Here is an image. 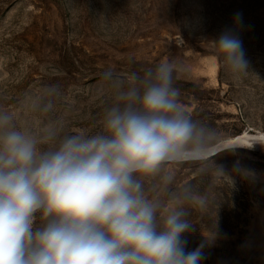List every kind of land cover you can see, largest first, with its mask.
Segmentation results:
<instances>
[{"label": "rangeland", "instance_id": "rangeland-1", "mask_svg": "<svg viewBox=\"0 0 264 264\" xmlns=\"http://www.w3.org/2000/svg\"><path fill=\"white\" fill-rule=\"evenodd\" d=\"M225 30L249 62L238 78L211 43ZM164 61L175 65L179 102L211 130L213 146L250 136L213 160L252 176L235 175L230 188L184 162L145 178V191L161 201L174 193L206 198L203 208L186 205L194 228L184 234L186 251L204 243L201 264H264V0H0V112L35 134L97 133L114 102L102 73L142 76Z\"/></svg>", "mask_w": 264, "mask_h": 264}, {"label": "clouds", "instance_id": "clouds-1", "mask_svg": "<svg viewBox=\"0 0 264 264\" xmlns=\"http://www.w3.org/2000/svg\"><path fill=\"white\" fill-rule=\"evenodd\" d=\"M211 43L233 77L249 72L231 30ZM174 71L164 61L142 76L103 72L114 102L93 135L57 139L50 128L38 135L0 112V264H201L204 243L186 251L184 234L194 230L186 205L203 208L206 198L174 193L161 201L146 193L144 179L184 162L230 188L235 175L252 173L214 162L212 132L185 112ZM172 177L170 170L165 183Z\"/></svg>", "mask_w": 264, "mask_h": 264}, {"label": "water", "instance_id": "water-1", "mask_svg": "<svg viewBox=\"0 0 264 264\" xmlns=\"http://www.w3.org/2000/svg\"><path fill=\"white\" fill-rule=\"evenodd\" d=\"M238 144L239 143H237V142L234 143L232 140L231 141L226 140L224 142H221V143L215 145L214 148L209 151V155H212L213 153L218 154L219 152H221V151H223L229 147L236 146Z\"/></svg>", "mask_w": 264, "mask_h": 264}, {"label": "bare ground", "instance_id": "bare-ground-1", "mask_svg": "<svg viewBox=\"0 0 264 264\" xmlns=\"http://www.w3.org/2000/svg\"><path fill=\"white\" fill-rule=\"evenodd\" d=\"M250 137V136H249ZM249 137H248V134L247 133H244V134H238V135H236V136H232V137H230L229 139H228V141L230 140H232L234 143L235 142H237V143H239L238 145H242V143L244 144L248 139H249ZM214 148V146L213 147H211L210 148V150L211 149H213Z\"/></svg>", "mask_w": 264, "mask_h": 264}]
</instances>
